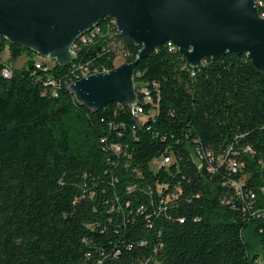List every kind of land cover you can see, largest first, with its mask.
<instances>
[{
	"label": "trees",
	"instance_id": "1",
	"mask_svg": "<svg viewBox=\"0 0 264 264\" xmlns=\"http://www.w3.org/2000/svg\"><path fill=\"white\" fill-rule=\"evenodd\" d=\"M84 37L66 67L0 38V264H264V74L165 44L140 112L92 113L66 86L140 46L107 17Z\"/></svg>",
	"mask_w": 264,
	"mask_h": 264
},
{
	"label": "water",
	"instance_id": "2",
	"mask_svg": "<svg viewBox=\"0 0 264 264\" xmlns=\"http://www.w3.org/2000/svg\"><path fill=\"white\" fill-rule=\"evenodd\" d=\"M105 17L140 49L133 62L66 86L92 113L109 103L133 112L136 65L167 43L193 69L235 53L264 74V18L255 0H0V38L66 67L79 53L75 42Z\"/></svg>",
	"mask_w": 264,
	"mask_h": 264
},
{
	"label": "built area",
	"instance_id": "3",
	"mask_svg": "<svg viewBox=\"0 0 264 264\" xmlns=\"http://www.w3.org/2000/svg\"><path fill=\"white\" fill-rule=\"evenodd\" d=\"M258 7H259V6H258ZM112 22H113V20H112ZM113 23H114V22H113ZM96 31H98V30H96ZM84 42H85V41H84ZM35 66H36V67H40V63H36ZM1 75H2L4 78H9V77L11 76V71L9 70V68L5 67V68L2 69V71H1ZM85 75H87V74H85ZM140 111H141V109H140L138 106H136L135 109L133 110V112H140ZM163 162H164V163H168V158H164Z\"/></svg>",
	"mask_w": 264,
	"mask_h": 264
},
{
	"label": "rangeland",
	"instance_id": "4",
	"mask_svg": "<svg viewBox=\"0 0 264 264\" xmlns=\"http://www.w3.org/2000/svg\"><path fill=\"white\" fill-rule=\"evenodd\" d=\"M24 60H25L24 57L19 58V59L17 60V62H16V65H17L19 68L23 67V65H24ZM122 63H124V61H123V56H122L121 53H119V54L117 55L116 59H115V62H114L115 67L119 66V65L122 64Z\"/></svg>",
	"mask_w": 264,
	"mask_h": 264
},
{
	"label": "bare ground",
	"instance_id": "5",
	"mask_svg": "<svg viewBox=\"0 0 264 264\" xmlns=\"http://www.w3.org/2000/svg\"><path fill=\"white\" fill-rule=\"evenodd\" d=\"M255 2L257 4V6H260L261 5V2H259V1L257 2V0H255ZM261 16L264 18L263 15H261ZM79 39H81L82 42L86 41V38L84 37V35H82ZM167 46L174 47V45L172 43H167ZM74 48H75V44H74Z\"/></svg>",
	"mask_w": 264,
	"mask_h": 264
}]
</instances>
